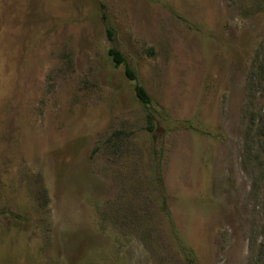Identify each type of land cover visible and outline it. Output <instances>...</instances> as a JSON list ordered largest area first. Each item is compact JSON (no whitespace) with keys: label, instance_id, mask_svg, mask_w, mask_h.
<instances>
[{"label":"rangeland","instance_id":"374dc122","mask_svg":"<svg viewBox=\"0 0 264 264\" xmlns=\"http://www.w3.org/2000/svg\"><path fill=\"white\" fill-rule=\"evenodd\" d=\"M175 234L264 264V0H0V264H188Z\"/></svg>","mask_w":264,"mask_h":264},{"label":"trees","instance_id":"16d2710c","mask_svg":"<svg viewBox=\"0 0 264 264\" xmlns=\"http://www.w3.org/2000/svg\"><path fill=\"white\" fill-rule=\"evenodd\" d=\"M108 33L110 34V31H108ZM107 55L112 60V62L114 63V65L116 67H118L120 65H124L125 76L130 82L133 83V91H134L135 98L146 109V112H145L146 130L149 133H154L155 132V125H154L155 119H154L153 114L148 111V108L152 102L150 96L147 94L144 87L138 82L135 72L125 64V59L118 50L111 48L107 51ZM159 157L160 156L158 155L156 158H159ZM159 166H160V162L157 161L156 167L153 169V172H154V176L156 178V184L158 185L160 191L163 192L162 178L160 175ZM161 204H162L161 206H162L163 212L165 213V215L168 217V219L170 221V215L167 211L166 198L164 197V194L162 195ZM175 236H176L178 248L182 252L187 263L188 264H195L193 254L190 251V249L188 247H186L178 239L176 234H175Z\"/></svg>","mask_w":264,"mask_h":264}]
</instances>
